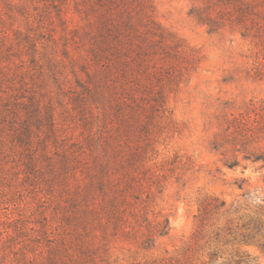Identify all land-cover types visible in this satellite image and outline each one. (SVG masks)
Returning <instances> with one entry per match:
<instances>
[{
    "label": "rangeland",
    "instance_id": "rangeland-1",
    "mask_svg": "<svg viewBox=\"0 0 264 264\" xmlns=\"http://www.w3.org/2000/svg\"><path fill=\"white\" fill-rule=\"evenodd\" d=\"M149 28L186 57L163 61ZM261 103L264 0H0V264H146L191 246L202 264L203 197L264 221V130L228 129ZM138 153L162 186L149 218L170 220L149 247L112 206ZM220 247L264 264L257 245Z\"/></svg>",
    "mask_w": 264,
    "mask_h": 264
},
{
    "label": "trees",
    "instance_id": "trees-1",
    "mask_svg": "<svg viewBox=\"0 0 264 264\" xmlns=\"http://www.w3.org/2000/svg\"><path fill=\"white\" fill-rule=\"evenodd\" d=\"M148 31L156 38L150 43V46H160L163 52V57H161L163 61L168 59L179 60L186 57V52L179 42L172 41L168 43L163 32L157 34V32H154L150 28ZM173 68L174 66L170 65L169 69L172 70ZM154 101L157 105L165 107L167 103L166 94L158 92ZM230 124L233 128L229 127L228 129H233L232 134L245 138H250L257 131L264 130V103H261L258 107L255 104H251V109L247 114H240L238 117H234ZM144 159L141 153L135 155L134 160L130 163V167L132 168L127 173L128 179L124 181V186L119 192L120 195L112 200V206L117 212L116 220L118 223L120 221L119 214L122 213V218L124 215H127L135 221L136 226L140 227L137 230L134 223L130 221L128 225L132 227L131 232L143 231L142 228H146V232L142 233V245L149 247L153 246V241L157 237H163L168 234L170 220L169 218H155L154 220L149 218L150 201L154 195L152 189L156 187L159 191L162 186L158 178L154 179V174L147 175L150 170L146 168ZM254 161L264 162V158L258 156ZM232 167L230 166V168ZM144 194H147L146 199L143 198ZM97 205L98 207H93L89 213L95 221L99 222L102 204L98 203ZM240 211V205L236 203L229 205L227 201L215 195H207L200 200L199 213L195 217L197 227L193 235V244L196 245L200 240L208 237L203 248L206 259L202 261V264H257L256 258L246 251H239L236 255L225 258L224 252L220 247L222 243H236L240 245H257L264 249V221L260 216L239 215ZM233 216H236V219ZM221 218H226L228 225L224 229L217 227L212 234L206 233V229L216 226ZM235 221L238 224L236 227L233 226ZM100 224L102 225V223ZM191 249H193L192 246L182 249L180 252L177 251V255H172L169 251H166L163 257L153 258L147 261L146 264H187L191 262L188 258Z\"/></svg>",
    "mask_w": 264,
    "mask_h": 264
}]
</instances>
